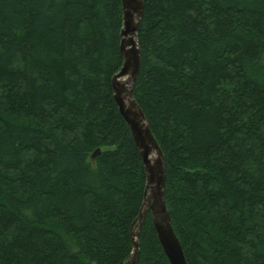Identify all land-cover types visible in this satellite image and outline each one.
Here are the masks:
<instances>
[{
    "label": "trees",
    "instance_id": "16d2710c",
    "mask_svg": "<svg viewBox=\"0 0 264 264\" xmlns=\"http://www.w3.org/2000/svg\"><path fill=\"white\" fill-rule=\"evenodd\" d=\"M133 97L187 264H264V0H143ZM120 0H0V264H123L145 184L112 97ZM134 264H169L150 213Z\"/></svg>",
    "mask_w": 264,
    "mask_h": 264
},
{
    "label": "water",
    "instance_id": "95a60500",
    "mask_svg": "<svg viewBox=\"0 0 264 264\" xmlns=\"http://www.w3.org/2000/svg\"><path fill=\"white\" fill-rule=\"evenodd\" d=\"M122 23L119 33V52L122 65L111 78L112 97L125 121L144 171L145 184L139 213L130 229L132 252L123 264H134L138 258L139 229L149 212L160 247L169 264H187L164 200L165 161L147 120L133 97V84L140 67L137 31L144 1L120 0Z\"/></svg>",
    "mask_w": 264,
    "mask_h": 264
},
{
    "label": "rangeland",
    "instance_id": "374dc122",
    "mask_svg": "<svg viewBox=\"0 0 264 264\" xmlns=\"http://www.w3.org/2000/svg\"><path fill=\"white\" fill-rule=\"evenodd\" d=\"M262 64H264V53H263V57H262Z\"/></svg>",
    "mask_w": 264,
    "mask_h": 264
}]
</instances>
